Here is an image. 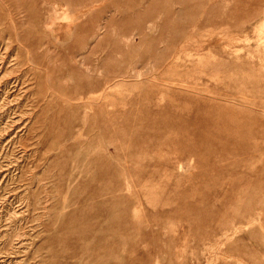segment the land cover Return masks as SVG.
<instances>
[{"label": "rangeland", "instance_id": "374dc122", "mask_svg": "<svg viewBox=\"0 0 264 264\" xmlns=\"http://www.w3.org/2000/svg\"><path fill=\"white\" fill-rule=\"evenodd\" d=\"M0 264H264V0H0Z\"/></svg>", "mask_w": 264, "mask_h": 264}, {"label": "bare ground", "instance_id": "6f19581e", "mask_svg": "<svg viewBox=\"0 0 264 264\" xmlns=\"http://www.w3.org/2000/svg\"><path fill=\"white\" fill-rule=\"evenodd\" d=\"M34 17V16H33ZM66 17V16H65ZM15 64V63H14ZM47 71V70H46ZM47 73V72H46Z\"/></svg>", "mask_w": 264, "mask_h": 264}]
</instances>
